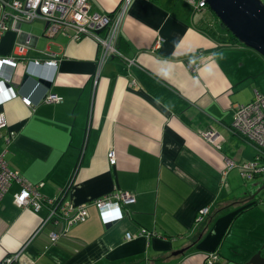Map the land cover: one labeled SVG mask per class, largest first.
<instances>
[{
  "label": "crops",
  "instance_id": "1",
  "mask_svg": "<svg viewBox=\"0 0 264 264\" xmlns=\"http://www.w3.org/2000/svg\"><path fill=\"white\" fill-rule=\"evenodd\" d=\"M87 2L90 11L115 14L123 0ZM26 40L16 96L0 105V136L13 131L8 142L0 137L7 166L43 182L45 197L65 190L63 200L80 204L127 190L135 200L109 223L89 204L85 219L53 241L49 230L64 222L39 229L45 210L18 206L13 183L0 198V262L207 264L216 254L213 264H251L257 251L264 258V204L251 197L262 181L238 170L256 148L230 128L235 105L264 93L261 54L233 43L208 6L189 0H128L116 42L122 56L100 64L94 39L49 36L40 19L4 32L0 55L16 56L15 42ZM49 52L55 65L30 61ZM48 93L56 99L45 101ZM206 128L219 146L202 136ZM226 158L236 165L224 172ZM203 206L208 212L197 218Z\"/></svg>",
  "mask_w": 264,
  "mask_h": 264
},
{
  "label": "built area",
  "instance_id": "2",
  "mask_svg": "<svg viewBox=\"0 0 264 264\" xmlns=\"http://www.w3.org/2000/svg\"><path fill=\"white\" fill-rule=\"evenodd\" d=\"M195 9L206 7L205 0H189ZM264 4V0H261ZM128 0L123 3L117 12L100 13L90 11L87 0H0V39L4 32L11 30L19 32V26L22 22H30L34 19H40L45 22V32L49 36L60 32L69 36L71 39H81L82 37H91L97 43L98 64L105 61L110 56H122L117 48L116 42L119 35V23L121 13ZM29 41H16L13 50L16 56L0 55V105L16 96L14 89V74L16 69L26 62L25 54ZM53 52H49L47 58H34L30 61L33 64L55 65L56 60L51 58ZM127 60V59H126ZM132 62V60H127ZM192 69L198 66V63L189 64ZM56 95L48 93L44 96L45 101L55 100ZM24 104L30 105L29 97L22 96ZM7 125L6 114L0 110V130ZM231 130L252 143L256 152L248 160L238 163V170L244 179L254 176L264 175V93L256 92L254 98L246 103L236 104L233 120L230 125ZM202 136L209 142L219 146L218 133L213 128L201 130ZM13 131L9 134L1 135L5 141H9ZM108 160L111 164L115 163L114 151L107 152ZM236 163L226 158L224 172L234 167ZM17 183L19 189L13 193V201L18 206H27L34 211L45 210V216L41 221L39 229L50 224L57 226L61 220L64 222L63 230L50 229L48 234L51 240H56L65 233V229L70 225L80 222L88 215V205L93 204L99 211L103 223H109L120 219L123 215L124 205L134 202L133 194L125 190H116L108 195L96 197L90 202L73 204L63 200L65 190L53 197L43 196L38 187L43 182L31 183L26 181L18 170L11 169L0 153V198L8 191L11 184ZM208 212V207L203 206L197 212V218ZM143 231V230H142ZM131 234L126 233V238ZM207 264H213L218 259V255L209 254ZM11 257H6L0 264H12Z\"/></svg>",
  "mask_w": 264,
  "mask_h": 264
},
{
  "label": "water",
  "instance_id": "3",
  "mask_svg": "<svg viewBox=\"0 0 264 264\" xmlns=\"http://www.w3.org/2000/svg\"><path fill=\"white\" fill-rule=\"evenodd\" d=\"M208 8L219 19V26L228 29L243 45L264 57V4L261 0H205ZM28 76L27 72L23 79ZM264 187V183L251 195ZM249 263L264 264L257 251Z\"/></svg>",
  "mask_w": 264,
  "mask_h": 264
},
{
  "label": "rangeland",
  "instance_id": "4",
  "mask_svg": "<svg viewBox=\"0 0 264 264\" xmlns=\"http://www.w3.org/2000/svg\"><path fill=\"white\" fill-rule=\"evenodd\" d=\"M232 171H234V170H232ZM252 178H254V177H252ZM252 178L245 179V181L250 182ZM255 179H258V178H255ZM258 180L262 181L261 182V185H262V183L264 182V175H260ZM258 193H259V195L258 194H256V195L260 196L261 200H262V201L260 200V203L263 202L262 204H264V187L261 190H259Z\"/></svg>",
  "mask_w": 264,
  "mask_h": 264
},
{
  "label": "trees",
  "instance_id": "5",
  "mask_svg": "<svg viewBox=\"0 0 264 264\" xmlns=\"http://www.w3.org/2000/svg\"><path fill=\"white\" fill-rule=\"evenodd\" d=\"M225 30L228 32L229 36H230V39L233 41V43H238V44H241L243 45L242 43H240L235 37L234 35L228 30L225 28Z\"/></svg>",
  "mask_w": 264,
  "mask_h": 264
}]
</instances>
